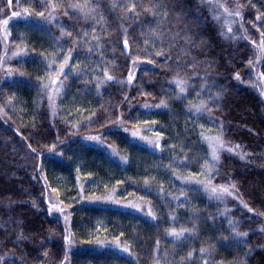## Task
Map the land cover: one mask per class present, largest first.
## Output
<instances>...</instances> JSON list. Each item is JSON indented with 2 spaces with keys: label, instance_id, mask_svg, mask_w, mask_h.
<instances>
[{
  "label": "trees",
  "instance_id": "obj_1",
  "mask_svg": "<svg viewBox=\"0 0 264 264\" xmlns=\"http://www.w3.org/2000/svg\"><path fill=\"white\" fill-rule=\"evenodd\" d=\"M221 1L233 33L206 0H0V264H264V0Z\"/></svg>",
  "mask_w": 264,
  "mask_h": 264
},
{
  "label": "snow or ice",
  "instance_id": "obj_2",
  "mask_svg": "<svg viewBox=\"0 0 264 264\" xmlns=\"http://www.w3.org/2000/svg\"><path fill=\"white\" fill-rule=\"evenodd\" d=\"M9 4H11V0H9ZM73 7H80V5H73ZM222 7H224V11L225 12H228V9H227L226 6L222 5ZM23 14L27 15L28 14L27 10H25V12ZM229 14H231V13H229ZM12 15L13 16H19V15H21V13L20 12H13ZM38 15L43 17L44 13L40 12V13H38ZM235 15L236 16H240V12L237 11L235 13ZM2 23L4 25H7L8 24V20H4V21H2ZM229 31H231V28H229ZM69 35H70V33H69ZM262 37H264V34H262ZM124 43H125V45H127V40H125ZM253 43H255V42H253ZM260 47H261V51L264 52V38L261 39ZM160 54L161 53H159V52L157 53V55H160ZM66 63H67V58L65 59V62L60 65V68L58 69V72H60V73L63 72ZM249 63H251V61ZM260 76H261L262 79H264V73H260ZM236 78L239 79V74H237ZM57 79H58V77H57ZM106 79L110 80V79H112V77L111 76H107V74H106ZM173 79H174V83L176 84V87L178 89L177 94L180 95V94L184 93L185 90H186L187 81L185 79L179 77L178 75L176 77H174ZM129 81H131V77H129ZM51 82L54 84L56 82V80L53 79ZM97 86L99 87V85H97ZM262 94H264V93H262ZM216 95L219 96L220 93H217ZM164 103L165 102L162 100L161 104L163 105ZM145 106H147V105H145ZM189 106L192 109H194L196 112H198V113L199 112H203V111L211 112V109L207 107V103L205 101H201L198 104H192L190 102ZM133 135H138V133L134 132ZM204 138L209 143V146H210V149H211L212 162L214 164L215 162H217L219 160V152L221 150L226 149V147H227L226 146V142L223 140L222 133L217 134L215 136H206ZM89 139H97V137H89ZM157 146H158V144H157ZM236 147H239V146L237 145ZM227 150L228 151H234L235 149L227 148ZM33 151H35V149H33ZM244 155L245 154H241V158H243ZM205 167L207 168V171L209 173H211V166L208 165L207 161L205 162ZM193 178H194L193 176L183 177V179H185V180H191ZM199 182L204 184L206 189H210L211 193L216 194L218 197L222 196V195H225V194L231 195L232 193L230 192V188H234L235 187L234 184L230 185V186H224V185L212 186L210 180L209 181H199ZM182 195H183V193H182ZM244 206L248 207L247 204H245ZM53 209H57L60 212L64 211V209L59 208L57 205H51L50 208H49V211H52ZM249 210H251V209H249ZM232 223L233 222L230 220L229 224L231 225ZM185 231H191V230L181 229L179 232H177L175 229H173V230H171V234L174 235V236L179 237V236L183 235V233ZM232 231L238 237L247 236L246 232H238L235 227H233ZM20 238H23V237L21 236ZM64 240L69 245L72 243V241H71V239H70V237L68 235L64 236ZM98 243L103 244L104 241H98ZM124 250L128 251V249H124ZM200 251H201V253H204L206 250L204 248H201ZM45 255H47V253H45ZM188 255L190 257L192 255V253L189 252ZM65 258H67V257H65ZM0 259H2V258H0ZM205 264H207V262H205Z\"/></svg>",
  "mask_w": 264,
  "mask_h": 264
},
{
  "label": "rangeland",
  "instance_id": "obj_3",
  "mask_svg": "<svg viewBox=\"0 0 264 264\" xmlns=\"http://www.w3.org/2000/svg\"><path fill=\"white\" fill-rule=\"evenodd\" d=\"M209 5L210 8L215 16L216 19H218L221 23V25L226 28V31H229V28H231L230 33H233L237 28L239 27V16H236L235 13L237 11L240 12V9L238 6H235L233 8H228V12L224 11V3L221 0H206ZM231 13V14H229ZM11 17H3L2 19H0V33L6 38L3 37L4 40H7L8 38V24L4 25L2 23V21L4 20H10ZM258 50L256 51L254 60L252 61V74H253V79L251 84L262 94L264 93V80L261 78L260 76V70H259V64H260V60H261V53H260V46H257ZM264 96V94H262ZM23 146L26 150V156L24 155V157L27 159L29 157V153L31 152V147L30 145L25 142L23 143ZM237 146V145H235ZM235 151H237L238 153H240L242 150L236 148ZM33 169V175L36 176L37 172L39 171V168L36 165V168H32ZM224 186H230L229 184H226ZM230 192L232 193L230 196H234L236 197V195L233 193V189L230 188ZM222 196H228L227 194L222 195ZM45 198L46 201L48 203V207L50 208L51 205H57L59 208L64 209L63 212H60L57 209H53L51 212L54 214H59L61 216H64L65 218L67 217V209L65 206H62L59 201L57 200L56 196L54 195V193H52L49 189L48 192H46L45 194Z\"/></svg>",
  "mask_w": 264,
  "mask_h": 264
}]
</instances>
